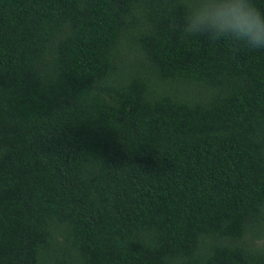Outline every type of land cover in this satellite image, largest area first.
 <instances>
[{
  "label": "trees",
  "instance_id": "trees-1",
  "mask_svg": "<svg viewBox=\"0 0 264 264\" xmlns=\"http://www.w3.org/2000/svg\"><path fill=\"white\" fill-rule=\"evenodd\" d=\"M172 2L0 0V264H264V49Z\"/></svg>",
  "mask_w": 264,
  "mask_h": 264
},
{
  "label": "clouds",
  "instance_id": "clouds-1",
  "mask_svg": "<svg viewBox=\"0 0 264 264\" xmlns=\"http://www.w3.org/2000/svg\"><path fill=\"white\" fill-rule=\"evenodd\" d=\"M176 8L183 10L178 19ZM167 9L172 26L187 37L206 35L264 49V12L251 0H173ZM156 259L157 264H192V257L178 250L158 251Z\"/></svg>",
  "mask_w": 264,
  "mask_h": 264
}]
</instances>
